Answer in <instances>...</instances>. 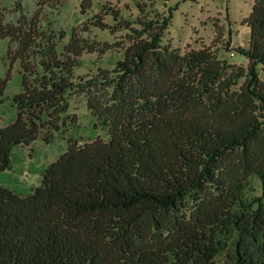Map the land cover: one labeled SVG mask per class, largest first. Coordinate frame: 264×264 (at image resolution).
<instances>
[{"label":"trees","instance_id":"trees-1","mask_svg":"<svg viewBox=\"0 0 264 264\" xmlns=\"http://www.w3.org/2000/svg\"><path fill=\"white\" fill-rule=\"evenodd\" d=\"M94 1L81 0L80 13ZM15 5V23L0 17V40L21 67L16 117L0 128V172L15 147L76 124L71 92L86 95L108 137H68L27 194L0 185V264H218L223 250V264H264V0L241 20L247 45L232 48L245 67L210 46L180 53L164 42L170 9L138 1L124 17L103 4L90 24L123 31L128 44L111 70L77 81L82 54L113 43L73 28L59 50L64 32ZM9 80L0 79V99ZM254 178L263 193L250 197Z\"/></svg>","mask_w":264,"mask_h":264},{"label":"rangeland","instance_id":"rangeland-1","mask_svg":"<svg viewBox=\"0 0 264 264\" xmlns=\"http://www.w3.org/2000/svg\"><path fill=\"white\" fill-rule=\"evenodd\" d=\"M27 18L35 13L41 14L42 24L56 32H64L65 37L58 38V48L62 49L73 28L82 31L83 36L113 43V47L103 53L84 52L80 64L75 68V80L90 78L99 68L111 70L122 57L119 46L127 45L124 32L111 34L108 29L92 26L89 20L96 13H102L101 5L119 8L124 17L135 16L138 12V1L147 5L153 2L155 8L172 11L170 25L165 31L163 41L170 42L180 53L191 49L210 46L216 56L228 64L245 67L247 59L232 48L246 46L249 39V27L241 23L248 16L253 0H95L94 6L85 14L80 13L81 0H60L63 6L54 9L51 4L42 0H20ZM16 0H0V17L5 22L15 23L19 11ZM104 20L111 25L109 16ZM230 40V42H228ZM228 42V43H227ZM116 45V46H115ZM9 40H0V79L7 73L10 80L0 99V128L12 122L16 117V108L11 97L21 90V67L19 60H14L8 52ZM238 79L237 85L243 81ZM69 114L76 116L77 122L64 132H56L51 142L43 139L40 133L29 145L18 146L12 150L11 168L0 172V185L7 186L18 193L27 194L40 183L43 169L55 160L67 147V138L73 137L80 143L96 137L107 138V129L97 123L86 106V95L82 92H71L69 95ZM248 196H260L263 193L261 180L254 178L248 190ZM226 250L216 256L218 264H223Z\"/></svg>","mask_w":264,"mask_h":264}]
</instances>
